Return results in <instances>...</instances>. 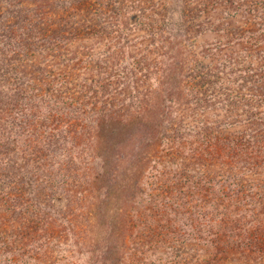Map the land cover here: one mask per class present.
<instances>
[{
    "label": "trees",
    "instance_id": "1",
    "mask_svg": "<svg viewBox=\"0 0 264 264\" xmlns=\"http://www.w3.org/2000/svg\"><path fill=\"white\" fill-rule=\"evenodd\" d=\"M0 264H264V0H0Z\"/></svg>",
    "mask_w": 264,
    "mask_h": 264
},
{
    "label": "rangeland",
    "instance_id": "2",
    "mask_svg": "<svg viewBox=\"0 0 264 264\" xmlns=\"http://www.w3.org/2000/svg\"><path fill=\"white\" fill-rule=\"evenodd\" d=\"M135 16V15H134Z\"/></svg>",
    "mask_w": 264,
    "mask_h": 264
}]
</instances>
